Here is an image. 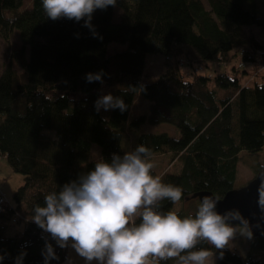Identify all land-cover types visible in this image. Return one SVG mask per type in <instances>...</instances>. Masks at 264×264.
Instances as JSON below:
<instances>
[{
	"label": "trees",
	"instance_id": "16d2710c",
	"mask_svg": "<svg viewBox=\"0 0 264 264\" xmlns=\"http://www.w3.org/2000/svg\"><path fill=\"white\" fill-rule=\"evenodd\" d=\"M91 23L96 37L83 20L48 18L42 0H0V36L10 42L16 30L21 42L0 71V158L23 176L14 204L7 201L0 210V264H15L22 252L23 264H44L46 241L59 257L49 264H68L67 248L32 221L33 209L100 158L111 162L114 153L123 156L141 144L151 158L169 155L180 162L178 172L158 175L182 188L176 203L182 205L198 201L191 198L196 192L222 197L235 189L240 156L264 149V81L243 83L247 70L233 65L264 61V0H117L115 7L97 9ZM112 42L126 49L108 53ZM154 57L161 64L152 72ZM210 63L232 67L201 73ZM183 65L190 70L185 75ZM100 72L103 82L86 80ZM102 84L123 99V113L97 112ZM137 93L148 100V112L127 125ZM146 122L170 124L178 136L144 132L131 150L124 148V136ZM92 144L99 148L96 159ZM174 205L164 200L159 210ZM176 212L185 217L184 209ZM197 247L210 248L216 264H264V234L250 239L245 253L225 248L223 259L207 243Z\"/></svg>",
	"mask_w": 264,
	"mask_h": 264
},
{
	"label": "clouds",
	"instance_id": "9594fccd",
	"mask_svg": "<svg viewBox=\"0 0 264 264\" xmlns=\"http://www.w3.org/2000/svg\"><path fill=\"white\" fill-rule=\"evenodd\" d=\"M42 4L51 20H83L96 37L93 13L115 7L117 0H42ZM102 74L88 73L86 80L103 82ZM95 108L123 113L127 105L122 98L107 94L97 99ZM151 155L141 144L123 156L114 153L111 162L100 158L93 170L46 195L45 206L34 207L32 221L59 247L70 244L86 264H216L210 248L197 246L207 243L223 259V250L237 235L253 238L250 223L239 210L223 214L216 210L219 197L204 196L194 216L160 211L164 200L181 201L183 190L152 174ZM257 191V204L264 212V176ZM25 255L17 256L15 264H23ZM42 255L44 264L59 259L47 241ZM4 258L0 255V261Z\"/></svg>",
	"mask_w": 264,
	"mask_h": 264
},
{
	"label": "rangeland",
	"instance_id": "374dc122",
	"mask_svg": "<svg viewBox=\"0 0 264 264\" xmlns=\"http://www.w3.org/2000/svg\"><path fill=\"white\" fill-rule=\"evenodd\" d=\"M29 5V2H25V6ZM118 9H115V13L117 15ZM115 15V16H116ZM246 31H249V28H245ZM252 32L256 33L258 29L251 28ZM21 42L19 40V35L16 30H14L11 33L10 36V42H6L1 36H0V71H2L3 67L10 62V53L17 49L20 46ZM126 49L125 44H120L116 42H112L108 45L107 51L108 53H112L119 50ZM180 63H183V60L180 61ZM161 59L159 58H151L150 59V65L152 66H160ZM184 64V63H183ZM237 65L240 67H245L247 70V75L242 79V82L245 84L251 83L253 80L258 81H264V61L261 59H258L255 63H246L244 66L241 65L240 61L233 62V65ZM14 65V64H13ZM16 67V66H15ZM232 67V63L227 64L226 66H223L222 64H215L210 63L207 68L202 69L201 73H210L215 70L221 72V71H227ZM17 70L20 72L19 68ZM181 73L185 75L190 70L186 66H181L180 68ZM152 72H155V67H152ZM190 78V77H189ZM100 97L103 95L111 94L114 97V88L109 87L105 84H102L100 88ZM142 102V103H140ZM148 100L143 98L139 93L135 94L134 102L132 104V108L129 112L128 120L126 121V124L128 125V121L132 119L135 116H138L140 114H144L148 112ZM100 112L103 116L107 117L109 115V110H104L103 108L100 109ZM167 132L171 136H178V132L176 128L170 124L167 123H159V124H150L148 122L143 123L139 126L138 129H136L134 132H131L128 134V136H124L123 139V146L126 149H132L136 137L144 132ZM98 151L99 148L96 144L91 145V153L90 157L92 159H96L98 157ZM169 155L167 154H157L151 158L152 162L154 163L155 167L153 171L157 173V175L161 172H164L166 170L169 171V173H176L178 172L180 168V162L179 161H170ZM264 164V149L263 151L259 152L257 155H247L246 153H243L239 161L237 163V174L236 179L233 184L234 188H239L245 185L249 178L253 177L258 170L260 166ZM23 183V176L17 172H14L8 165L7 160L5 157L0 158V191L5 196V198L10 202L11 204H14L12 199V193L16 190L17 187H19ZM198 202L196 199H189L187 201H184L182 205L175 204L172 208V211H178L180 209L185 210V216L192 215L194 216V210L196 206L198 205ZM16 228L18 230L21 228V225H17ZM10 232V231H9ZM250 239H246L243 237H240L237 235L236 239L234 241H231L228 248L236 247L239 252L245 253L247 250V246ZM67 248V255H68V264H86L85 260L81 258L75 250L70 246ZM93 264H96L95 261H93Z\"/></svg>",
	"mask_w": 264,
	"mask_h": 264
},
{
	"label": "water",
	"instance_id": "95a60500",
	"mask_svg": "<svg viewBox=\"0 0 264 264\" xmlns=\"http://www.w3.org/2000/svg\"><path fill=\"white\" fill-rule=\"evenodd\" d=\"M261 176H264V165L245 185L229 190L222 197H219L220 201L216 206V210L221 214L232 209L239 210L242 216L248 219L253 238H259L264 234V212L261 211L257 204V189ZM204 196L217 197L209 191H200L192 194L191 198H197L201 202Z\"/></svg>",
	"mask_w": 264,
	"mask_h": 264
},
{
	"label": "built area",
	"instance_id": "2783aa9c",
	"mask_svg": "<svg viewBox=\"0 0 264 264\" xmlns=\"http://www.w3.org/2000/svg\"><path fill=\"white\" fill-rule=\"evenodd\" d=\"M8 200L5 198V196L0 191V210L2 209V204L7 202Z\"/></svg>",
	"mask_w": 264,
	"mask_h": 264
}]
</instances>
